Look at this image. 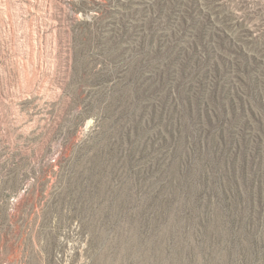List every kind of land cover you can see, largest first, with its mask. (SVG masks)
Instances as JSON below:
<instances>
[{
  "label": "rangeland",
  "instance_id": "1",
  "mask_svg": "<svg viewBox=\"0 0 264 264\" xmlns=\"http://www.w3.org/2000/svg\"><path fill=\"white\" fill-rule=\"evenodd\" d=\"M203 1L0 0V264H264V0Z\"/></svg>",
  "mask_w": 264,
  "mask_h": 264
},
{
  "label": "trees",
  "instance_id": "2",
  "mask_svg": "<svg viewBox=\"0 0 264 264\" xmlns=\"http://www.w3.org/2000/svg\"><path fill=\"white\" fill-rule=\"evenodd\" d=\"M190 2L196 7L198 4V0H190ZM211 1L210 0H204L203 3L205 5L209 4ZM205 21H208V19H205Z\"/></svg>",
  "mask_w": 264,
  "mask_h": 264
}]
</instances>
